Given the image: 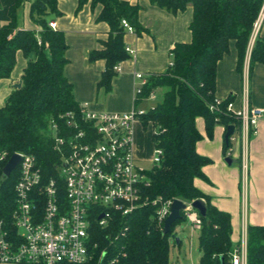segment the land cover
Segmentation results:
<instances>
[{
	"label": "trees",
	"instance_id": "1",
	"mask_svg": "<svg viewBox=\"0 0 264 264\" xmlns=\"http://www.w3.org/2000/svg\"><path fill=\"white\" fill-rule=\"evenodd\" d=\"M29 0H16L10 8V21L0 24V80L9 79L17 63V53L22 51L28 59L22 75V87L15 89L5 106L0 108V154H5L0 165V222L11 229L12 213L16 206L15 185L18 172L9 178L3 167L15 153L33 156L46 177L58 174L61 155L55 150L53 125L62 133L68 126V113H80V104L73 94V85L65 75L68 48L65 34L50 26L49 14L60 15L58 0H30L31 19L40 27L38 32L22 30L18 13ZM160 8L178 13L193 6L190 25L192 41L178 43L172 50L173 59L164 74L147 78L142 101L158 88L166 87L164 97L154 108L142 116V126L153 127L152 141L162 149L161 162L147 171V185L143 187L145 199L194 201L205 199L207 216L202 217L200 230L201 264L228 263L234 244L231 239L230 214L212 206L194 185L196 178H205L203 167L212 161L197 152L202 139L196 120H205L206 131L212 137L216 125L227 129L235 126L241 130V120L227 111L234 101L229 96L219 107L216 103L217 66L229 53L231 41L238 53V71L242 73L247 48L254 25L260 15L264 0H148ZM101 5L99 21L110 26L109 36L101 41V49L93 50L89 60L104 59L107 63L99 88L112 89L116 75L115 66L129 57L124 37L127 33L125 19L141 34L139 4L121 0H79V9L87 3ZM256 63L264 64V36H257L250 59V71ZM214 106V108H212ZM230 146L227 144V147ZM158 206L139 208L128 218L121 217V230L127 228L121 239L126 257L122 264H169V236L156 215ZM183 215V213H182ZM177 221L174 226L179 223ZM248 264H264V226H250L248 230ZM94 239H103L102 230L96 229ZM68 264V263H58Z\"/></svg>",
	"mask_w": 264,
	"mask_h": 264
},
{
	"label": "built area",
	"instance_id": "2",
	"mask_svg": "<svg viewBox=\"0 0 264 264\" xmlns=\"http://www.w3.org/2000/svg\"><path fill=\"white\" fill-rule=\"evenodd\" d=\"M263 21L264 5L254 25L252 43ZM122 23L128 32H134L127 20ZM50 26L56 29V23ZM126 51L134 55L130 47ZM118 69L119 64L115 71ZM137 78L141 85L136 98L147 83L143 74H137ZM222 102L217 98L214 106L218 108ZM227 111L241 120L244 136H249L264 117V110L252 108L248 100L238 111L233 102L228 103ZM145 113L96 112L88 104L80 106L77 116L68 113L65 132L55 124L52 128L55 150L62 159L54 177H46L33 156L17 153L21 161L15 169L19 176L16 206L11 229L0 222V262L122 264L127 253L120 242L127 228L121 230V217L128 218L144 206H158L156 215L164 229L174 200L144 198L147 171L138 166L135 155L136 127ZM162 154V149L154 148L153 165L161 162ZM4 156L0 154V165ZM184 202L187 208L182 216L192 224L193 231H200V213L192 207V201ZM97 228L103 234L100 241L94 239ZM248 245L246 228L226 264H248Z\"/></svg>",
	"mask_w": 264,
	"mask_h": 264
},
{
	"label": "crops",
	"instance_id": "3",
	"mask_svg": "<svg viewBox=\"0 0 264 264\" xmlns=\"http://www.w3.org/2000/svg\"><path fill=\"white\" fill-rule=\"evenodd\" d=\"M121 1L141 6L139 21L144 31L141 34L127 31L125 45L134 50V55H129L128 59L119 63L109 92L98 87L107 68L106 61L89 60V54L101 49L100 42L106 40L110 32L108 23L98 20L101 5L93 7L89 2L79 9V0H58L61 14L48 15L50 23H56V29L65 34L68 63L64 72L73 85L74 98L80 105L88 104L89 109L96 112L138 110L142 101L136 102V90L141 85L137 74H143L146 78L164 74L173 59L172 50L175 45L192 41V4L183 11L173 13L148 0ZM15 3L16 0H0V24L10 21L9 11ZM30 10L29 0L19 10V28L38 32L40 27L31 19ZM259 34L264 36V21L257 36ZM253 35L248 44L242 73L237 69L238 53L234 41L230 43L229 53L217 66L216 97L225 100L233 96L236 111L241 110L247 100L252 108L264 110V64L256 63L250 71L251 53L257 38L252 43ZM27 62L24 53L19 51L11 78L0 80V108L5 106L11 93L17 89L15 85L22 81ZM140 125L142 123L136 127L137 160L141 157V135L147 131ZM196 126L202 135L196 145L197 152L212 162L203 167L205 178H196L194 185L212 206L230 214L231 239L236 246L246 228L249 230L250 226H264V117L251 129L249 136H244L242 129L235 130L228 147V129L224 125H216L212 137L207 134L203 118H197ZM149 135L154 149L152 132ZM227 158L237 163L229 164ZM177 244L181 245V240L177 239Z\"/></svg>",
	"mask_w": 264,
	"mask_h": 264
},
{
	"label": "rangeland",
	"instance_id": "4",
	"mask_svg": "<svg viewBox=\"0 0 264 264\" xmlns=\"http://www.w3.org/2000/svg\"><path fill=\"white\" fill-rule=\"evenodd\" d=\"M166 90V87L158 88L153 95L150 94L142 100L138 106V110L147 112L154 108L162 101ZM151 127L152 125H149L145 129L147 131H143L141 135V157L138 158L137 162L138 166L145 171H150L153 167L152 158L154 149L149 135L152 132L153 127ZM20 233H24V229H21ZM177 239L181 240V245L177 244ZM169 248V264H201L200 234L198 231L192 230V224L188 220H181L174 226L169 236Z\"/></svg>",
	"mask_w": 264,
	"mask_h": 264
},
{
	"label": "water",
	"instance_id": "5",
	"mask_svg": "<svg viewBox=\"0 0 264 264\" xmlns=\"http://www.w3.org/2000/svg\"><path fill=\"white\" fill-rule=\"evenodd\" d=\"M16 88H21L22 87V81L17 83L15 85ZM235 132V126L230 125L228 127L227 133H226V143L229 144L230 142V137L234 134ZM21 161V156L17 153H15L6 163V165L3 168V175L7 178L11 176L13 171L17 168L18 164ZM229 164H232L235 162V160L231 158H227L226 160ZM192 207L196 209L201 217L205 218L207 216V206L206 203L203 199H196L192 202ZM187 208V204L179 199H176L172 203V208H171V213L170 215L166 218L165 223H164V229H163V234L167 235L172 232V227L177 221L184 220V217L182 216V212ZM221 264H226L224 257L221 258Z\"/></svg>",
	"mask_w": 264,
	"mask_h": 264
}]
</instances>
